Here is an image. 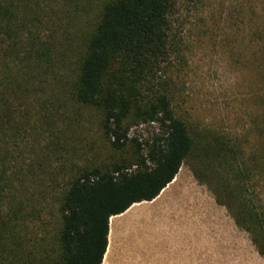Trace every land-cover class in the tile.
<instances>
[{"label": "trees", "instance_id": "obj_1", "mask_svg": "<svg viewBox=\"0 0 264 264\" xmlns=\"http://www.w3.org/2000/svg\"><path fill=\"white\" fill-rule=\"evenodd\" d=\"M179 1L0 0V193L14 185L6 175L8 160L19 156L14 150H20L25 127H48L51 122L42 118L39 126H32L28 112L32 103L48 111L54 104L49 91L60 92L61 19L69 27L77 26L82 35L71 96L77 105L98 112L112 153L107 166L83 170L69 181L59 205L55 249L43 246L45 237H34L27 252L26 241L18 238L10 264H103L111 219L136 204L156 200L192 158L209 162V172L196 174L199 182L215 179V166L220 175L218 189L213 188L217 202L264 257V209H249L244 196L252 174L260 178L264 173V143L247 161L227 139L211 136L209 144L177 113L167 84L154 86L176 53L180 55L173 27ZM85 18L89 23L82 22ZM81 22L86 30L80 29ZM63 40L69 46L79 39L67 33ZM70 55L65 50V61ZM251 58L264 61V48L257 47ZM260 77L264 86V71ZM142 123L158 124L159 135L150 141L132 138L131 126ZM17 181L24 187V180ZM29 181L35 188L27 200L34 212L36 202L56 197L52 190L57 181ZM21 194L18 188L15 202ZM229 196L239 203L238 210Z\"/></svg>", "mask_w": 264, "mask_h": 264}, {"label": "rangeland", "instance_id": "obj_2", "mask_svg": "<svg viewBox=\"0 0 264 264\" xmlns=\"http://www.w3.org/2000/svg\"><path fill=\"white\" fill-rule=\"evenodd\" d=\"M93 17L92 12L90 19ZM87 20L82 22L89 23ZM82 22L80 29L86 30L87 25L82 26ZM76 27L60 20V67L57 68L60 92L48 93L54 104L48 111H41L35 103L29 107L32 126H39L42 118L47 119L46 123L51 119L49 126L25 127L28 132L20 150H14L19 154L17 160H8L6 175L14 185L8 184L0 193V264H10L17 255L14 243L18 238L23 243L26 241L27 252L34 237H45L43 246L55 249L53 240L59 219L61 223L59 205L69 181L83 170L107 166L112 156L109 141L99 127L98 112L77 105L70 93L77 79V44L82 36ZM173 27L180 55L176 53L171 66L157 76L154 86L167 84L177 113L206 137L209 144L211 136L227 139L247 161L257 145L264 143V86L260 80L264 61L251 58L257 47L264 48V0H180ZM67 33L79 40L65 45L63 38ZM65 50L71 54L67 61ZM45 93L43 99L47 90ZM131 127V137L140 141H150L160 131L156 123ZM208 163L206 159L192 158L184 164L182 181L189 180L192 187L187 190L182 186L171 194L180 204L176 200L165 216L160 213L152 222L138 220V238L150 247L158 245L170 233L185 247L191 243L192 250L178 253V264H264V257L257 252L250 235L240 230L229 210L217 202L213 188H217L220 175L215 166L212 167L213 174L218 175L215 179L201 178V183L197 180L196 174L203 177L201 170L209 172ZM261 176L252 174L245 186L249 209H264V173ZM17 178L25 181L24 187ZM32 178L57 181L52 190L56 197L36 202L35 213L27 200L35 188L29 181ZM18 188L22 194L19 202H15ZM229 199L233 203V198L229 196ZM233 205L238 210L239 203ZM138 212L143 218L150 211L141 208ZM37 214L39 218L32 217ZM124 253L119 246L115 264H123ZM24 257L27 259L26 254Z\"/></svg>", "mask_w": 264, "mask_h": 264}, {"label": "crops", "instance_id": "obj_3", "mask_svg": "<svg viewBox=\"0 0 264 264\" xmlns=\"http://www.w3.org/2000/svg\"><path fill=\"white\" fill-rule=\"evenodd\" d=\"M182 169L176 177V179L161 193V195L149 203L136 204L128 212L123 215L117 216L118 220H122L119 227L118 235L116 234V229L118 230V224L113 228L112 222L110 221L109 230V245L107 253L104 257L103 264H115V254L120 246L121 251H125L123 254L122 262L123 264H178V253L192 250V244L188 243L190 247H185L184 243L178 242L177 239L169 233L167 238H164L158 243V245L153 244V246L144 245L140 238H138L139 231L138 225L143 222H152L155 218L159 217V214L165 216L168 213V209L171 204L175 203L176 200L180 204L178 198L172 197V193L178 188L184 186L185 189L191 188V182L189 180L182 181ZM183 204V203H181ZM186 207V204H184ZM175 206V204L173 205ZM146 208L149 213H144L142 217L139 216V209ZM159 212H156L158 211ZM172 209H169V211ZM129 214V215H128ZM125 219V216H127ZM160 215V216H161ZM171 217L174 218L171 214ZM116 218V217H114ZM113 219V218H112ZM111 219V220H112ZM140 220V222L138 221ZM169 226L170 223H169ZM116 234V236H115ZM113 237V239L111 238ZM116 239V241H115ZM113 242V246H112Z\"/></svg>", "mask_w": 264, "mask_h": 264}, {"label": "bare ground", "instance_id": "obj_4", "mask_svg": "<svg viewBox=\"0 0 264 264\" xmlns=\"http://www.w3.org/2000/svg\"><path fill=\"white\" fill-rule=\"evenodd\" d=\"M119 219V217H116V218H113L112 220H111V222H112V226H113V228L118 224V222H120V220H118ZM117 227V226H116ZM117 230V229H116ZM111 238L113 239V237L111 236ZM114 240V239H113ZM112 246H113V242H112Z\"/></svg>", "mask_w": 264, "mask_h": 264}]
</instances>
